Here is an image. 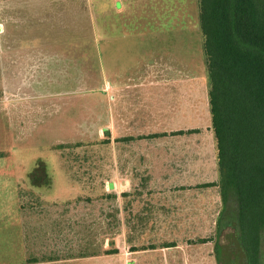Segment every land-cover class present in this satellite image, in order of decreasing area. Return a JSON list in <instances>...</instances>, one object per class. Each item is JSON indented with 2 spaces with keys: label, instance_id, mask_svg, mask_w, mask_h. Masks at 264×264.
<instances>
[{
  "label": "rangeland",
  "instance_id": "374dc122",
  "mask_svg": "<svg viewBox=\"0 0 264 264\" xmlns=\"http://www.w3.org/2000/svg\"><path fill=\"white\" fill-rule=\"evenodd\" d=\"M198 11V0H0V103L28 106L42 99L48 109L42 113L48 118L41 120L35 117L41 113L27 111L19 127L17 120L23 115L15 106L7 111L0 105V168L18 165L35 173L24 187L19 186L24 191L0 193V217L37 218L34 224L25 225L24 237V224H0V264L31 259L32 255L19 254L24 242L29 248L72 247L61 250L62 256H78L99 252L105 238L114 237L112 219L105 220L109 224H91L113 214V198H105L112 194L102 190L105 180L112 178L114 144L111 138L98 141L96 121L88 116L83 121L82 115L96 117L99 97L93 92L98 88L99 72L107 74L116 68L121 72L130 66L142 71L144 59L147 62L163 52L164 62L170 61L168 54H174L173 66L186 72L187 88L196 89L205 99L208 77ZM23 42L68 47L44 49L58 54L52 55L51 63H38L42 73L34 75V63L17 64L19 53L34 51L19 47ZM65 50L72 56L65 57ZM42 51L38 48L33 55L40 56ZM46 88L58 95L46 96ZM70 92L74 93L73 123L65 128L51 105L66 103ZM206 114L203 102V119ZM206 148L209 152L211 146ZM34 162L39 168H34ZM50 169L55 174L50 175ZM213 227L215 261V246L228 242L232 230L225 227L216 238ZM262 238L264 264V234Z\"/></svg>",
  "mask_w": 264,
  "mask_h": 264
},
{
  "label": "crops",
  "instance_id": "0c3cea01",
  "mask_svg": "<svg viewBox=\"0 0 264 264\" xmlns=\"http://www.w3.org/2000/svg\"><path fill=\"white\" fill-rule=\"evenodd\" d=\"M21 46L31 47L34 51L38 48L43 50L40 56L33 55L34 51L17 56L18 65L34 63V75L42 73L36 66L38 63H51L58 54L57 50H54L55 54L44 49L68 47L35 42H23V45L19 44ZM64 53L65 57L72 56L71 51L65 50ZM165 53L153 56L147 62L144 59L142 71H135L130 66L121 72L117 68L107 74L99 72L98 88L93 92L99 97L96 117L86 113L82 115L83 121L86 116L96 121L98 141L111 138L114 144L112 178L105 180L102 190L105 194H112L105 198H113V214L91 222L103 225L110 223L105 220L112 219L114 237L105 238V245L97 253L79 254L86 257L62 256L61 250L65 249L53 246L29 248L27 243L21 242L19 254L22 256L42 254L60 258L36 263H28L23 258L19 264H217L213 260V226L216 238L225 227H217L223 204L218 187L210 186L217 183L218 173L208 91L202 99L196 89L187 88L186 72H180L173 66L176 61L174 54H168L170 61L164 62ZM44 91L49 97L58 95L56 92L52 94L48 88ZM73 94L66 93L69 97L65 105H51L55 109L56 120L59 118L65 128L73 123ZM51 100L44 101L48 104ZM30 102L33 104L28 106L20 103L10 105L11 102L0 105L7 111L15 106L23 115L17 120L19 127L26 120L27 111L41 113V116H35L39 120L48 118V115L42 116L48 111L42 99ZM203 102L207 109L205 119ZM206 146H211L209 152ZM50 170V175L55 174L53 169ZM31 174L35 173L18 165L6 169L1 167L0 193L24 191L19 186L24 187ZM88 217H85L86 222ZM36 219L0 217V224H24L21 227L24 237L28 229L25 225L34 224ZM6 246L10 249L9 244ZM104 251H111V254H104Z\"/></svg>",
  "mask_w": 264,
  "mask_h": 264
},
{
  "label": "trees",
  "instance_id": "16d2710c",
  "mask_svg": "<svg viewBox=\"0 0 264 264\" xmlns=\"http://www.w3.org/2000/svg\"><path fill=\"white\" fill-rule=\"evenodd\" d=\"M198 10L218 173L210 186L218 187L223 204L217 227L232 230L228 242L215 246V260L263 264L264 0H198Z\"/></svg>",
  "mask_w": 264,
  "mask_h": 264
}]
</instances>
